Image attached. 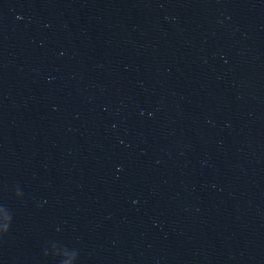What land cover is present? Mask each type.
Segmentation results:
<instances>
[{
  "label": "water",
  "instance_id": "1",
  "mask_svg": "<svg viewBox=\"0 0 264 264\" xmlns=\"http://www.w3.org/2000/svg\"><path fill=\"white\" fill-rule=\"evenodd\" d=\"M0 264H264V0H0Z\"/></svg>",
  "mask_w": 264,
  "mask_h": 264
}]
</instances>
